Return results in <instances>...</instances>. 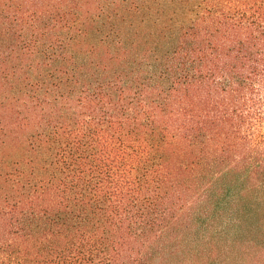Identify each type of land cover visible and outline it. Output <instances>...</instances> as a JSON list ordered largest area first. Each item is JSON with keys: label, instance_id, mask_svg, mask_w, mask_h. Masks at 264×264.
I'll return each mask as SVG.
<instances>
[{"label": "trees", "instance_id": "1", "mask_svg": "<svg viewBox=\"0 0 264 264\" xmlns=\"http://www.w3.org/2000/svg\"><path fill=\"white\" fill-rule=\"evenodd\" d=\"M198 253L264 264V0H0V264Z\"/></svg>", "mask_w": 264, "mask_h": 264}, {"label": "rangeland", "instance_id": "2", "mask_svg": "<svg viewBox=\"0 0 264 264\" xmlns=\"http://www.w3.org/2000/svg\"><path fill=\"white\" fill-rule=\"evenodd\" d=\"M190 246L192 248H197L198 251H204L205 248H207V245L203 243L202 241H197L194 243H191ZM204 253H198L190 260H182L180 257H174L170 261H168V264H205L204 263ZM210 263L207 264H214V256L210 259Z\"/></svg>", "mask_w": 264, "mask_h": 264}]
</instances>
